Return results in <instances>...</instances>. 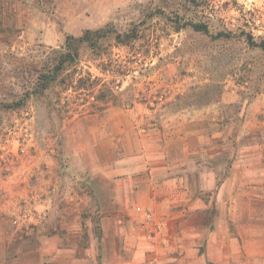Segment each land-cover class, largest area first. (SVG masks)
<instances>
[{"label":"rangeland","instance_id":"374dc122","mask_svg":"<svg viewBox=\"0 0 264 264\" xmlns=\"http://www.w3.org/2000/svg\"><path fill=\"white\" fill-rule=\"evenodd\" d=\"M30 1L63 40H26L0 0V264H118L124 245L103 228L107 196L81 152L111 164L129 129L221 101L231 133L216 168L231 180L167 230L166 264H264V0ZM97 30L40 93L67 38Z\"/></svg>","mask_w":264,"mask_h":264},{"label":"crops","instance_id":"0c3cea01","mask_svg":"<svg viewBox=\"0 0 264 264\" xmlns=\"http://www.w3.org/2000/svg\"><path fill=\"white\" fill-rule=\"evenodd\" d=\"M11 3L16 24L23 28V38L47 47L62 43L63 33L57 31L47 13L33 8L30 0H2L3 14ZM225 105L221 101L172 115L163 125L129 129L122 136L124 141L112 146L111 164L93 149L81 152L84 167L99 178L101 192L107 196L101 214L103 228L112 229V238L124 245L125 252L112 260L117 259L118 264L173 261L170 254L178 250V245L167 240V230L174 223L182 227L185 215L209 208L205 199L216 189L217 182L222 183L225 194V183L231 176L224 173L221 177L216 168L225 161L224 143L231 133L221 111ZM61 229L72 230V222L62 221ZM52 238L56 245H63L59 236ZM5 240L0 233V243Z\"/></svg>","mask_w":264,"mask_h":264},{"label":"trees","instance_id":"16d2710c","mask_svg":"<svg viewBox=\"0 0 264 264\" xmlns=\"http://www.w3.org/2000/svg\"><path fill=\"white\" fill-rule=\"evenodd\" d=\"M195 28V30L197 31H206L205 27H201L199 25H194L193 26ZM103 30H97L95 32H90L87 31L84 36L80 37V38H74V37H68L67 41H66V46L65 48L68 50H71L70 52H65L62 53L60 56V64L62 65H57L55 71L52 73V75H43L40 77L41 81L43 82L42 85V92L43 93L46 89L50 88L52 84H54L56 82L57 76H58V72L63 69L65 63L67 62H72L74 60L75 55L78 53V45L79 43H88L91 41H94V38H99L102 34H103ZM250 40L251 42L254 43V38L253 36L250 35ZM96 42V41H95ZM257 47L263 48L264 49V38L262 39V42L260 44L255 45ZM73 50H75L76 52L74 53ZM34 94L38 95L39 92L35 91L33 92Z\"/></svg>","mask_w":264,"mask_h":264},{"label":"built area","instance_id":"2783aa9c","mask_svg":"<svg viewBox=\"0 0 264 264\" xmlns=\"http://www.w3.org/2000/svg\"><path fill=\"white\" fill-rule=\"evenodd\" d=\"M150 216H151L150 214H147V218H150Z\"/></svg>","mask_w":264,"mask_h":264}]
</instances>
